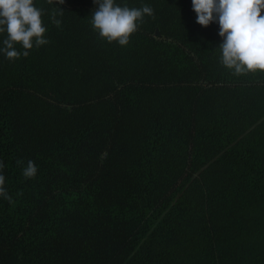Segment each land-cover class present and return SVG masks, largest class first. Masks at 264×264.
I'll return each mask as SVG.
<instances>
[{"label": "trees", "instance_id": "1", "mask_svg": "<svg viewBox=\"0 0 264 264\" xmlns=\"http://www.w3.org/2000/svg\"><path fill=\"white\" fill-rule=\"evenodd\" d=\"M34 2L49 42L0 55V264H264V73L224 67L191 0H118L154 9L127 46L93 0L59 27Z\"/></svg>", "mask_w": 264, "mask_h": 264}, {"label": "clouds", "instance_id": "2", "mask_svg": "<svg viewBox=\"0 0 264 264\" xmlns=\"http://www.w3.org/2000/svg\"><path fill=\"white\" fill-rule=\"evenodd\" d=\"M57 11L51 15L59 27L57 15L64 11L59 7L65 0H48ZM96 5L91 13L90 24L100 38L120 46L129 44L130 36L137 31L145 16H153L154 9L147 3L130 7L118 0H93ZM196 22L201 26L216 23L220 62L236 75L264 73V0H191ZM44 11L34 0H0V55L8 60L27 57L33 47L46 45L47 28L43 23ZM19 44L23 51L16 45ZM0 161V169H3ZM38 168L29 160L23 166L25 178L36 176ZM5 176L0 171V198L11 200L4 187Z\"/></svg>", "mask_w": 264, "mask_h": 264}, {"label": "rangeland", "instance_id": "3", "mask_svg": "<svg viewBox=\"0 0 264 264\" xmlns=\"http://www.w3.org/2000/svg\"><path fill=\"white\" fill-rule=\"evenodd\" d=\"M264 80H261L260 81V85H262V82H263ZM260 126V127H259ZM255 127H259V130H258V133H262V132H264V118L261 120V121H259L258 122V124H257V126H255ZM257 128H256V130H257Z\"/></svg>", "mask_w": 264, "mask_h": 264}, {"label": "water", "instance_id": "4", "mask_svg": "<svg viewBox=\"0 0 264 264\" xmlns=\"http://www.w3.org/2000/svg\"><path fill=\"white\" fill-rule=\"evenodd\" d=\"M157 35H159V32H157Z\"/></svg>", "mask_w": 264, "mask_h": 264}]
</instances>
